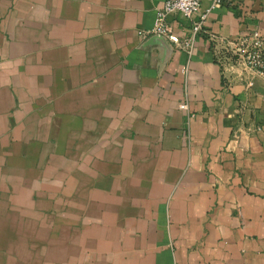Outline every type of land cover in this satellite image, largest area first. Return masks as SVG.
I'll return each mask as SVG.
<instances>
[{"label":"crops","instance_id":"obj_1","mask_svg":"<svg viewBox=\"0 0 264 264\" xmlns=\"http://www.w3.org/2000/svg\"><path fill=\"white\" fill-rule=\"evenodd\" d=\"M163 4L0 0V264H264V80L208 38L264 0L170 15L191 56Z\"/></svg>","mask_w":264,"mask_h":264},{"label":"built area","instance_id":"obj_2","mask_svg":"<svg viewBox=\"0 0 264 264\" xmlns=\"http://www.w3.org/2000/svg\"><path fill=\"white\" fill-rule=\"evenodd\" d=\"M205 0H164L161 9L156 12L153 26L145 31L139 32L144 38L157 37L169 41L175 47L183 50L191 56L194 48L195 37L204 32L203 24L210 9L221 4L223 0L210 1V9L193 22L188 36L179 37L169 22L170 15H182L188 19L199 10L201 3ZM211 49L216 62L222 67L239 66L245 70L252 71L264 80V34L258 29H250L234 38H222L208 33ZM180 108L188 110L186 103H181Z\"/></svg>","mask_w":264,"mask_h":264},{"label":"water","instance_id":"obj_3","mask_svg":"<svg viewBox=\"0 0 264 264\" xmlns=\"http://www.w3.org/2000/svg\"><path fill=\"white\" fill-rule=\"evenodd\" d=\"M153 38H156V39H161V38H157V37H153ZM162 40V39H161Z\"/></svg>","mask_w":264,"mask_h":264}]
</instances>
